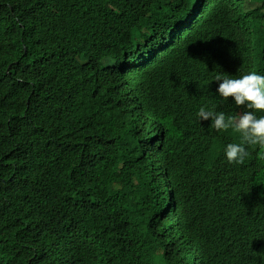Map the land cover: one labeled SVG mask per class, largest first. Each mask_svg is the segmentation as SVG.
<instances>
[{
  "label": "trees",
  "instance_id": "trees-1",
  "mask_svg": "<svg viewBox=\"0 0 264 264\" xmlns=\"http://www.w3.org/2000/svg\"><path fill=\"white\" fill-rule=\"evenodd\" d=\"M202 1L199 80L166 61L198 19L162 39L152 0H0V264H264V148L229 164L239 133L197 115L204 80L264 75V0Z\"/></svg>",
  "mask_w": 264,
  "mask_h": 264
},
{
  "label": "clouds",
  "instance_id": "clouds-1",
  "mask_svg": "<svg viewBox=\"0 0 264 264\" xmlns=\"http://www.w3.org/2000/svg\"><path fill=\"white\" fill-rule=\"evenodd\" d=\"M152 3L153 5L140 16L146 20L159 22V26L165 30L161 35L162 39L172 38L175 30L183 28L182 22L178 20L179 17L184 16L190 21L198 19L196 32L189 48L196 54V58L189 59L169 49L167 53L172 54V58L166 61L173 68L176 79L181 76L187 79L189 73L192 77L197 76L201 80L209 72L204 71L200 74L199 71L203 69V65L207 64V59L213 51L212 39L207 33L210 13L207 3L205 1L199 3V0H152ZM195 4L198 7L194 9ZM167 30L169 33L165 34ZM150 53L160 59L159 53ZM125 62L127 63L125 70L133 64L138 67V71L129 78L132 85L145 86L154 90L152 82L144 74L138 61L131 63L125 59ZM125 70L124 74H130ZM175 83L179 85L178 82ZM202 89L207 91L205 95L207 106L199 109L198 117L201 121L210 120L212 127L217 131L231 129L239 133L240 142L229 143L225 149V155L229 164H244L246 158L250 156L247 146L259 145L264 148V75H259L255 71L239 78L217 75L216 79L204 80ZM135 109L134 119L144 124L156 122L159 119L152 115L154 109L149 99L145 100L143 97L136 99ZM230 113H236V115L226 117L225 114ZM167 114L176 118L173 104L167 106Z\"/></svg>",
  "mask_w": 264,
  "mask_h": 264
}]
</instances>
